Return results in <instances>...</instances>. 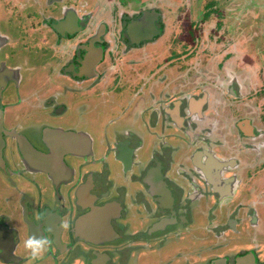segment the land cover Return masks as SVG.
<instances>
[{
	"label": "flooded vegetation",
	"instance_id": "af4514ba",
	"mask_svg": "<svg viewBox=\"0 0 264 264\" xmlns=\"http://www.w3.org/2000/svg\"><path fill=\"white\" fill-rule=\"evenodd\" d=\"M149 4H138L137 11H132L135 22L124 25L127 41L139 43V48L125 43L124 38L109 45L111 29L102 31L82 10L76 8L77 14L60 6L57 13L52 9L32 32L36 42H24L27 50L37 54L42 52L39 46L51 43L56 66H49L48 88L40 93L30 84L26 93L6 99L7 85L0 74V261L4 264H256L258 258L264 259L262 243L237 252L240 259L234 257L237 253H229L225 258L231 261L223 252H215L231 238L238 240L240 223L257 227L261 222L257 208L261 209L262 201L258 194L263 193L255 185L264 169L263 155L241 175L232 160L221 162L220 167L228 170L223 175L214 173L210 159L202 163L195 155L200 140L212 129L219 145L221 141L228 145L225 136H218L221 129L227 130L226 125L233 128H229L231 145L264 148V124L255 123L246 111L235 110L228 112V124L209 127L221 121L224 109L220 112V108L240 94L244 96L240 82L235 81L237 95L228 92L232 87L221 93L224 98L210 93L211 100L200 105L197 115L188 116L192 135L186 136V126L177 122L184 118L190 97H195L193 91L184 92L181 81L179 85L182 68L172 67L175 58L134 69L130 64L133 57L125 56L137 49L143 55L150 53L146 48L161 32L155 30L147 37L139 28L138 18L144 10V21L149 18L159 29L157 14ZM168 34L177 44H169L168 54L176 52L182 60L177 31ZM0 44L7 45L8 39L0 38ZM153 51L160 53L159 49ZM58 69L66 75L54 78ZM92 69L95 74L90 76ZM150 69L156 72L152 78ZM102 71L105 74L100 77ZM131 76L135 78L129 80ZM78 81L81 83L76 84ZM14 87L20 91L21 84ZM82 102L101 108L95 112L108 130L102 138L69 126L70 112H76V121L84 115ZM165 112L174 118L172 124L158 123ZM194 140L198 142L195 149L191 147ZM193 166L200 169L196 176ZM200 172L204 176L200 181L215 185L211 193L204 191L207 194L198 211L190 206L194 196L188 195L185 186L192 190ZM30 232H43L52 241L35 262L28 260L22 246ZM204 240L209 242L203 246Z\"/></svg>",
	"mask_w": 264,
	"mask_h": 264
},
{
	"label": "rangeland",
	"instance_id": "374dc122",
	"mask_svg": "<svg viewBox=\"0 0 264 264\" xmlns=\"http://www.w3.org/2000/svg\"><path fill=\"white\" fill-rule=\"evenodd\" d=\"M138 1L139 0H0V38H2V40L5 38L8 39L7 45L3 46V44H0V74L3 76V83L5 82V85H7L4 92L5 96H8L6 99L16 98L20 93H26V89L30 84V86L38 89L37 91L40 93H43L44 87L48 88V81L51 76V72H48L49 66H56L54 58L51 59L52 57L49 50V45L51 43L45 47H43V45L39 46L40 48L42 47L40 49L42 52L37 54L27 50L24 42L32 40L36 42L32 37V32L39 28V22L50 15L52 9L57 13L60 5H62L63 10L72 9L74 5L77 11L82 10L87 14V20L92 24L98 23L96 22L98 19H103L107 22V28L111 29L112 33H109L111 40L109 45L118 43L124 38L125 43L139 48V43L127 41L126 34L124 35V25L127 26L135 22V20H131L137 17L131 12L132 9L137 11L138 4L141 3L144 6L150 3L149 5H152L150 8L154 9V12L157 14L156 16L158 17L159 29L161 32L155 39H151L154 43H150L146 48V51L150 53L143 55L142 52L138 50L134 52V55H132L131 52L125 55L133 57L130 63L131 66L134 69H141L145 64L151 65L152 67L158 66L163 63V61H168L167 57H174L175 59H172V61L173 63L175 62V64H173L172 67L174 65L181 66L183 76L180 80L178 79V83L180 85V81L182 82L185 93L192 88L187 87L188 84L197 81L196 79H201L200 81H203V85L207 83L210 84L204 87L203 85L200 86L199 81L196 82L194 85L195 89L193 90L195 94L193 96L198 99L190 97V106L183 112L182 117L184 118L178 120V122L175 121L180 126H186L187 130H191L187 122L188 116L197 115L196 112L200 105L204 106L208 100H211L209 99L210 93L216 92V95L220 96L221 93H226V90H228L227 87H229V89L232 87V90H228V92H233L237 95L238 91L234 82L238 81V83L240 82L241 84V93L244 94V96L240 94L241 96H237V98L234 99L235 101L232 103L228 102L226 108L223 107L224 105L222 102L223 108H220V112H222L223 109L224 111L223 117H220L221 121H217V123L213 122L209 127L217 125L220 122L228 124V112H234L235 110H240L241 114L246 111L247 114L250 116L252 115L251 117L255 123L259 125L264 124V0H140V2L137 3ZM128 11L129 13L126 15L125 13ZM98 13H103V17L100 18ZM122 18L124 20L121 21ZM121 31L122 34H120ZM175 31H177L180 42L178 45L179 48L181 47L179 51L182 60L178 57L176 52L174 54H168L170 51L167 50L170 43L177 47L173 39L170 41L168 34V32L175 33ZM188 35H191L193 40H191V37ZM153 49H159L160 53L157 54ZM136 56H139V61H137ZM47 60H49V65L46 63ZM55 61L60 62L62 59L55 57ZM122 65L121 71L124 70V64L122 63ZM58 67L60 66L58 65ZM17 69L19 70L18 73ZM59 69L53 74L54 78L59 77L62 73L65 74L63 71H59ZM149 72H151L150 78L156 75V72L151 69ZM94 74V69H92L90 76ZM104 74L105 72L102 71L100 77H103ZM65 75H62L61 78H65ZM114 78L117 80L119 77L117 76L116 78V76H114ZM128 78L130 80L135 77L131 76ZM112 79H110V81ZM80 83L81 81L76 82V84ZM17 84H21V87H19L20 91H15L16 87H14V85ZM142 87L144 88L143 84L141 88ZM91 89H93V86ZM92 94H95L94 90ZM120 94H123V91H120ZM242 97H244V99ZM52 98H54V95H52ZM124 98V96L121 97L123 100ZM201 98L202 100H200ZM63 100L64 99L61 98L60 102ZM81 106V109L84 110L81 114L84 115H80V118L76 121V112H70L69 116L73 119L69 122V126H79L84 130H88L90 135L96 136L98 139L102 138L105 131L108 130L103 128L105 123L103 124V121L95 112L96 110H101V108L96 109L94 103L91 104L88 102H82ZM113 109H115V107H113ZM258 113H260L259 118L257 117ZM169 115L168 112L163 113V117L158 118V123L161 125L167 123L172 124L174 118L169 117ZM109 125L111 127L115 126L113 122L109 123ZM102 129L104 131H102ZM226 129V131L221 129L220 135L225 136L223 138L228 145H222L224 144L223 141H221L222 146L219 145L216 131L212 129V131L207 133L206 139L202 138L200 140L201 144L195 155L202 160V163L207 161V158H211V162H214L211 163L214 173L221 172L223 175L228 174V170L225 171L224 166L220 167L221 162L228 164L229 160H233L236 167L234 170L241 175L247 165L257 164L259 161L254 154L253 156H251L252 154L245 155V146L231 145L234 143L229 136L230 129L228 127ZM154 145L155 148H158L159 144ZM205 145L208 147L207 149L203 148ZM214 145V148L209 149V147ZM260 151L261 154L259 157L262 159V155L264 157V148L260 149ZM205 152H207L206 157L204 155ZM230 152H233L231 157L226 155ZM249 153H251V151H248V154ZM168 154L172 155V152ZM202 155L203 158H201ZM192 159L193 157L191 156V160ZM193 168L194 176H196L195 173L200 171L201 164L199 166L200 169L197 166H193ZM202 174L203 173L200 172V176L194 181L192 190L185 186L188 195L194 196L193 203H191L190 206L196 208L198 211H200L201 206H203L204 195L211 193L215 185L212 181H208L206 185L204 181H200V178H204ZM261 174L262 175L257 177V185L255 186L262 184L261 187L264 189V169ZM1 179L4 180V177L2 176ZM204 191L208 192L204 193ZM126 216L129 220L130 215L126 213ZM239 227L242 229V234H235L238 240L231 238L230 242H227L222 248H216V253L220 251L223 252L225 258L229 253L249 250L253 248V244H255L254 246H257L259 243L264 244V214L257 227H250L248 222L247 224L240 223ZM252 234L257 239V242H253ZM208 242L209 241L204 240L201 244L204 246ZM237 254L238 255L234 257L240 259L241 256L239 253ZM226 260L231 261L228 259ZM256 264H264V259L258 258Z\"/></svg>",
	"mask_w": 264,
	"mask_h": 264
},
{
	"label": "crops",
	"instance_id": "0c3cea01",
	"mask_svg": "<svg viewBox=\"0 0 264 264\" xmlns=\"http://www.w3.org/2000/svg\"><path fill=\"white\" fill-rule=\"evenodd\" d=\"M115 1V0H114ZM140 2V0L137 2V3H139ZM141 4V3H140ZM140 6V5H139ZM139 6H137V7H139ZM60 7H62V5H60ZM71 10H73L74 11V13H77L76 12V10H75V6L73 5L72 6V9ZM133 10H135V9H132L131 10V12L133 11ZM144 10H142L140 13H141V15L139 16V18H138V22H139V20L140 19H142L141 17H143L142 15H144L145 16V14H144ZM78 14V13H77ZM99 15L98 16H100V18L101 17H103V13H98ZM149 19V18H148ZM144 20V19H143ZM96 22H98V23H94V25L95 24H98V27H100L99 29H101L102 31L103 30H105V29H108L107 28V22L106 21H104L103 19H98ZM101 22V23H100ZM141 26V25H140ZM139 28H141V30H142V26L141 27H139ZM155 30H157V31H159L160 32V29H155ZM155 30H149V33L147 34V37H150V34H154V32H156ZM144 31V30H143ZM158 32V33H159ZM110 33H111V31H110ZM131 34H133V35H135L136 33H131ZM133 35H131V39L133 38ZM131 43H133L132 41H131ZM153 50H156V49H153ZM135 51H138V49L137 50H134L133 52H131L132 53V55H134L135 53ZM152 52V51H151ZM182 76H183V73H182ZM181 76V77H182ZM180 77V78H181ZM179 78V79H180ZM197 81H198V79H196ZM163 81V80H162ZM197 81H194L193 83H191V84H188V86L187 87H192L191 85H193V84H196V82ZM162 86H163V84H161ZM191 91H193V89L192 88H190V92ZM193 93L195 94V91H193ZM192 97V96H191ZM200 100H202V99H200ZM227 127L228 128H231L229 125H227ZM226 127V128H227ZM190 128V127H189ZM232 129V128H231ZM190 130V129H189ZM185 130V133L187 134L186 136H188L190 133H191V135H192V131L190 130ZM212 131V130H211ZM221 132V131H220ZM208 133V132H207ZM197 135H199V133H197ZM218 136H221L220 134H218ZM230 137H231V133H230V135H229ZM258 144H256V147L255 148H253L252 149V147L251 146H247V148H245V155H250V154H252L251 156H253V154L258 158L260 155H259V152H260V147L261 148H263L261 145H258ZM198 146V142L197 141H195L194 140V142H193V144L191 145V147L193 148V149H195L196 147ZM205 147V146H204ZM203 147V148H204ZM215 147V145L214 146H212V147H209V149H211V148H214ZM199 148V146L197 147V149ZM208 147H206V149H207ZM233 150V149H232ZM248 151H251V153H249L248 154ZM183 153H184V151H183ZM182 153V154H183ZM220 153V152H219ZM226 155H228L229 157H231L232 155H233V152H230V153H228V154H226ZM180 160H184L183 158H181ZM210 160H211V158H210ZM229 162H231L230 160H229ZM232 165L233 164H235L234 163V161L232 160ZM251 165H255V164H251ZM150 166V165H149ZM248 166V165H247ZM245 173H246V170H245ZM264 182V181H263ZM262 184H258V186L256 187L257 188V190L259 191V192H262L263 193V195H264V189H262ZM262 194H258V198L260 199V200H262L261 201V203L259 204L260 206H261V211L257 208V210L263 215L264 214V196H263ZM221 196H223V195H221Z\"/></svg>",
	"mask_w": 264,
	"mask_h": 264
},
{
	"label": "clouds",
	"instance_id": "9594fccd",
	"mask_svg": "<svg viewBox=\"0 0 264 264\" xmlns=\"http://www.w3.org/2000/svg\"><path fill=\"white\" fill-rule=\"evenodd\" d=\"M66 227V225H65ZM52 241L43 232L28 233L22 242L23 249L29 261L39 260L50 248ZM0 264H4L0 261Z\"/></svg>",
	"mask_w": 264,
	"mask_h": 264
},
{
	"label": "water",
	"instance_id": "95a60500",
	"mask_svg": "<svg viewBox=\"0 0 264 264\" xmlns=\"http://www.w3.org/2000/svg\"><path fill=\"white\" fill-rule=\"evenodd\" d=\"M142 16L143 17H141L142 19L139 20V23L142 26V30H144L143 32L146 33V34H148L149 33V30H155L156 26L154 25L153 22H151V20L148 19V21H146V22L143 20L145 18V16H147V15H145V16L142 15ZM74 23H75L74 24L75 26L78 25V22L75 19H74ZM73 30H76V27ZM221 263L222 264H225L224 262H221ZM221 263H219V264H221Z\"/></svg>",
	"mask_w": 264,
	"mask_h": 264
},
{
	"label": "trees",
	"instance_id": "16d2710c",
	"mask_svg": "<svg viewBox=\"0 0 264 264\" xmlns=\"http://www.w3.org/2000/svg\"><path fill=\"white\" fill-rule=\"evenodd\" d=\"M189 37H191V35H188ZM191 40H193V37H191ZM188 52V51H187Z\"/></svg>",
	"mask_w": 264,
	"mask_h": 264
}]
</instances>
